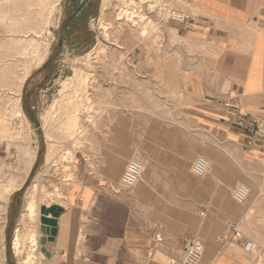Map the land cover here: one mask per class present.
I'll return each mask as SVG.
<instances>
[{
    "label": "rangeland",
    "instance_id": "374dc122",
    "mask_svg": "<svg viewBox=\"0 0 264 264\" xmlns=\"http://www.w3.org/2000/svg\"><path fill=\"white\" fill-rule=\"evenodd\" d=\"M131 1L138 4L129 6ZM131 1L101 0L97 18L92 22L96 38L90 47L78 51L57 46L56 30L63 6V0H59L48 16L50 22L38 36L45 61L39 66L33 63L20 91L8 95L0 90V134L5 130L8 135L0 139V187L17 174L20 166L17 164V170L12 167L17 153L15 144L27 136V130L36 156L20 188L13 192L7 204H2L0 199V264H18L12 240L31 185L40 178L42 188L27 229L37 240L39 206L63 201L70 184L77 178L78 163H86L92 173L109 174L108 184L111 193L116 195V202H111L106 209L109 214L122 216L129 211L135 216L161 220L153 233L156 247L171 243L173 235L183 233L189 238L201 239L205 245V236L210 230L205 221L216 214L237 223L248 239L262 234L264 187L260 190V201L251 205L248 202L238 205L232 197L238 183L252 189L250 180L257 178L252 177L243 160L241 145L223 139L200 120L196 122L188 112L191 100L186 95L184 81L179 80L183 90L175 89L173 82L161 74V58L166 61L162 66L168 70L172 61L183 60L180 48L189 46L173 26L177 23L189 29L190 19L187 26L172 18L176 13L187 15L185 2L160 0L159 6L150 10L149 3ZM124 7H136L146 18L152 17L151 33L146 40L128 43L127 36L138 35L148 20L141 27L119 21L117 15ZM105 23L112 25L108 37L101 28ZM7 24H0V43L9 38ZM16 102L20 103L24 118L14 113L18 110L14 107ZM45 117L50 124L46 129ZM260 117L264 123V117ZM48 129L50 138L46 137ZM127 129L134 130L132 152ZM101 141H109L112 150L106 151ZM49 142L56 147L57 156L46 167ZM198 156L211 162L209 173L201 178L191 173ZM132 158L143 163L144 173L140 182L129 189L122 186L121 178ZM103 160H107L108 167L102 168ZM214 172L217 174L213 179L210 176ZM259 241L256 250L247 253L243 249V252L255 264H264V245ZM25 244L33 256V264H41L38 246L33 247L29 240ZM174 259L177 258L171 264Z\"/></svg>",
    "mask_w": 264,
    "mask_h": 264
},
{
    "label": "crops",
    "instance_id": "0c3cea01",
    "mask_svg": "<svg viewBox=\"0 0 264 264\" xmlns=\"http://www.w3.org/2000/svg\"><path fill=\"white\" fill-rule=\"evenodd\" d=\"M183 1L191 28L177 23L173 27L189 46L180 48L183 60L172 61L168 70L162 66L166 61L161 58V74L173 82L175 89L183 90L179 80L184 81L191 100L188 112L196 122L200 120L223 139L241 145L243 160L252 177H257L250 180L253 188L247 200L254 204L260 201L264 187V123L260 117H264V0ZM225 103L233 108H225ZM239 114L260 121L255 135L250 134L248 126L236 125ZM126 134L132 152L134 130L127 129ZM100 144L106 151L112 150L109 141ZM102 162V168L108 167L107 160ZM79 165L77 178L63 201L39 206L41 264H171L173 258L180 257L189 235H173L174 241L156 247L153 233L161 220L135 216L129 211L122 216L109 214L106 209L116 202L108 184L109 174L92 173L86 163ZM216 174L210 177L214 179ZM228 221L217 214L205 221L210 230L200 264H255L243 252L242 243L220 240L230 232ZM263 237L264 225L262 234L256 237L248 239L243 235L253 241L254 250L257 239L264 245Z\"/></svg>",
    "mask_w": 264,
    "mask_h": 264
},
{
    "label": "bare ground",
    "instance_id": "6f19581e",
    "mask_svg": "<svg viewBox=\"0 0 264 264\" xmlns=\"http://www.w3.org/2000/svg\"><path fill=\"white\" fill-rule=\"evenodd\" d=\"M58 1L59 0H0V24L8 22V24L6 25V32L7 37H9L8 39H5L0 43L1 91L7 92L8 95L17 90L20 91L31 74L33 63L39 66L45 61V54L43 53L41 45L39 44L38 36L43 30V26L47 25L50 22L48 16H51L52 12L55 10V4ZM139 2L149 3L150 10H154L159 6L160 0H139ZM136 3V1H131L129 6H136ZM135 8L131 9L130 7H124L117 15V19L119 21H124L133 27H135L136 25V27H141L140 24L144 23L146 19L148 20L146 25L142 26L138 35L135 34L134 38L128 37L130 35L127 36L126 39H128V43H130V45L138 40H146V38H148L149 34L151 33L149 27L152 26L151 24H153L151 19L152 17L146 18L144 14L137 12ZM180 15L183 14L176 13V16L172 15V18L176 21H179L178 18ZM135 18H138L139 21L136 22ZM111 26V24H101L103 33L107 37ZM100 49H103V46H100ZM116 54L114 53V56H116ZM87 59H90V55L87 56ZM11 101H13V99ZM15 106L18 110L14 113L19 117L24 118L25 115L22 111L20 103L16 102V105H14V107ZM43 126L45 129L50 126L46 117ZM4 132L5 130H2L0 139H6L8 137V135ZM46 137L50 138L49 129L46 132ZM31 139L32 138L29 130H27V136L23 138L20 143L15 144L17 153L16 160L13 162L12 167L14 170H17L18 164L21 168L19 167L17 174L13 175L9 180H7V183L5 185L0 187V199L2 204H7V201L13 194V192L20 188L21 181L29 173L31 166L35 161L36 156L31 149ZM49 143L50 146L45 159L46 167H49L57 156L56 147L54 146V144H52V142ZM208 160L210 162V159ZM41 185V180L38 177L27 191L24 210L19 218V224L13 236L12 248L15 256L18 259V264H33L34 262V260L32 259L33 256H31L32 254L29 250H27L28 248L25 244L27 240L32 243L33 247H39L38 239L36 240V238L34 237L35 234H29L27 229L31 218L35 213V199L38 192L42 188ZM250 242L253 243V241ZM253 245L255 244L253 243Z\"/></svg>",
    "mask_w": 264,
    "mask_h": 264
},
{
    "label": "built area",
    "instance_id": "2783aa9c",
    "mask_svg": "<svg viewBox=\"0 0 264 264\" xmlns=\"http://www.w3.org/2000/svg\"><path fill=\"white\" fill-rule=\"evenodd\" d=\"M179 22L184 25H189V17L187 15H180ZM224 107L227 109H232L233 106L230 103H225ZM237 126L244 127L248 126L250 134L253 136L259 131L260 121L256 118L248 119L244 115L239 114L234 121ZM211 163L204 156H198L191 166V173L197 178L205 176L210 170ZM144 166L143 163L137 159L132 158L129 160L125 172L121 178V184L125 188H133L136 186L143 177ZM250 189L247 185L241 183L234 187L232 197L233 200L239 205H245L250 195ZM202 216H205V212H201ZM229 233L232 237L228 235H223L221 237L222 241L226 242L229 239L232 241H237L243 244L244 251L250 253L255 249V245L250 241L243 238V234L238 226V224L230 223L228 225ZM205 250L204 242L199 238H188L184 242V247L181 251L180 257L174 259L172 264H200L202 256Z\"/></svg>",
    "mask_w": 264,
    "mask_h": 264
},
{
    "label": "flooded vegetation",
    "instance_id": "af4514ba",
    "mask_svg": "<svg viewBox=\"0 0 264 264\" xmlns=\"http://www.w3.org/2000/svg\"><path fill=\"white\" fill-rule=\"evenodd\" d=\"M101 0H63L61 20L56 30L58 48L83 51L96 36L92 22L96 20Z\"/></svg>",
    "mask_w": 264,
    "mask_h": 264
}]
</instances>
